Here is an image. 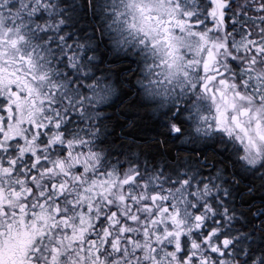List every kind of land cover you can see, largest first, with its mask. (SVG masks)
I'll return each instance as SVG.
<instances>
[{
    "label": "snow or ice",
    "instance_id": "snow-or-ice-1",
    "mask_svg": "<svg viewBox=\"0 0 264 264\" xmlns=\"http://www.w3.org/2000/svg\"><path fill=\"white\" fill-rule=\"evenodd\" d=\"M0 264H264V0H0Z\"/></svg>",
    "mask_w": 264,
    "mask_h": 264
},
{
    "label": "trees",
    "instance_id": "trees-1",
    "mask_svg": "<svg viewBox=\"0 0 264 264\" xmlns=\"http://www.w3.org/2000/svg\"><path fill=\"white\" fill-rule=\"evenodd\" d=\"M11 2V0H10ZM76 2L78 4L81 3V0H76ZM59 4H60V0H59ZM89 18L92 19V10L91 8L89 9ZM96 22V20H95ZM93 23V27L95 28V40L92 41L93 45L96 46L98 45L99 47V56L98 59L101 58V56L104 58V63L100 64V69L101 71H103V69L112 66V67H126L128 65V61L123 59L122 57L120 59H117V53H115L114 49H112L110 47V45L107 43H102L99 40L98 37V32L99 29L96 25V23ZM43 23V21H41V24ZM34 25V24H33ZM32 25V28H33ZM89 35H92V29H89L88 32ZM49 39H53V37L51 35L47 36V37H41V44L43 45H47V41ZM53 46V45H52ZM117 61V63L115 65H112L111 62L112 61ZM100 72H97V75H99ZM128 97H123L122 99H116V97H112L110 100H108L106 102V104L102 107L101 105L99 106V113L101 116L103 117H111L112 118V122L114 123L116 121L117 118L121 117V112L124 108V103L127 101ZM105 123H108V121L106 120ZM76 124V123H75Z\"/></svg>",
    "mask_w": 264,
    "mask_h": 264
},
{
    "label": "flooded vegetation",
    "instance_id": "flooded-vegetation-1",
    "mask_svg": "<svg viewBox=\"0 0 264 264\" xmlns=\"http://www.w3.org/2000/svg\"><path fill=\"white\" fill-rule=\"evenodd\" d=\"M54 3L59 4V0H54ZM61 10H62V6H61L60 8L57 9L58 12L61 11ZM95 20H96V22H95ZM95 20H94V22L96 23V25H97V27H98V29H99L98 37H99L100 42H102V43H103V42L106 43V41H107V43H109V44L112 43V44L110 45V47H111L112 49H114V51H115V44H116V41H117L118 39H120L119 31H118L115 27H112V28H111L110 30H108V31H104V30L101 29V27H100V23H101L100 19H99V18H96ZM94 22H93V23H94ZM36 23L41 24V21H37ZM109 24H111V21H109ZM32 31L35 32L36 35H35V37H31V36H30L31 42H32L33 44H35V45H41V33L38 32V31H36V26H35V24L33 25ZM93 46H94V45H93ZM52 47L55 48V44H53ZM115 53H116V51H115ZM54 65H55V62H54ZM60 71H61V72H66V73H68V79H69V80L74 79L73 75L69 72V70H68L67 68L64 67L63 64L60 65ZM73 87H75V85H73ZM105 104H106V103L101 104V106L103 107ZM75 123H76V122L74 121V126H77ZM85 126H86V125H85Z\"/></svg>",
    "mask_w": 264,
    "mask_h": 264
}]
</instances>
